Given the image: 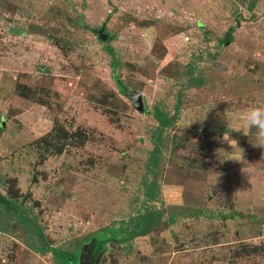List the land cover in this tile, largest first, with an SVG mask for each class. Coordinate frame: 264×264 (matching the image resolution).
Wrapping results in <instances>:
<instances>
[{"label":"rangeland","instance_id":"1","mask_svg":"<svg viewBox=\"0 0 264 264\" xmlns=\"http://www.w3.org/2000/svg\"><path fill=\"white\" fill-rule=\"evenodd\" d=\"M254 103L264 0H0V192L25 210H0V264H58L105 227L126 240L96 264H264V150L228 129Z\"/></svg>","mask_w":264,"mask_h":264},{"label":"trees","instance_id":"2","mask_svg":"<svg viewBox=\"0 0 264 264\" xmlns=\"http://www.w3.org/2000/svg\"><path fill=\"white\" fill-rule=\"evenodd\" d=\"M257 2V0H256ZM256 4V3H255ZM254 2L252 4H250L248 6V10H253L255 7ZM226 39L230 38V35L227 34ZM110 39V37L108 38V40ZM107 52L110 54V56H113V48L111 46L107 47ZM113 66H115V63H113ZM120 90L123 92V89L121 86H119ZM154 118L156 119L157 123H158V129L160 131H162L163 129L171 126V124L173 123V121L176 119L175 115L169 116L165 111L161 110L158 106H155L152 112ZM2 127L0 126V129ZM0 210H5L6 213H11V214H15V215H23L25 213V210H23L21 208V206H19V203L17 202L16 198L14 196H12L11 194H2L0 192ZM161 217H162V213L160 211H157L155 209H147L145 212L138 214L134 220H135V224L133 226V230H131V234H129L127 239L132 238L134 235H140V234H146L148 232H150L151 230H153L157 225L160 224L161 222ZM132 220H129V222H131L130 224H132ZM22 221L24 223V226L26 228H31L33 231H31L33 234H35L36 238L42 242H44V240L41 239L42 235L40 233V229L37 227L36 224L32 223L31 218H29L27 215H24L22 217ZM111 227H105L102 232L100 233V240L101 242V246L103 247L105 245L106 242H108L109 240L113 241V242H122L125 241L126 238L124 236H121L119 238L116 237L117 235V230H112ZM111 233V236L108 237L106 235L107 232ZM115 237L117 238V240L115 239ZM90 239V238H89ZM87 241V240H86ZM86 241H83L86 242ZM83 243L77 244L75 247L74 251H68V250H63L61 248H55L53 249V255L54 257L57 259V263L58 264H77V258H78V253L79 250L82 246ZM47 249L44 248V245L40 246L37 251L40 253H44Z\"/></svg>","mask_w":264,"mask_h":264},{"label":"clouds","instance_id":"3","mask_svg":"<svg viewBox=\"0 0 264 264\" xmlns=\"http://www.w3.org/2000/svg\"><path fill=\"white\" fill-rule=\"evenodd\" d=\"M230 131H239L247 129V136L251 137L254 142H252L253 147H258L264 150V104L254 103L245 108L238 117V124L228 128ZM224 136H228L225 133ZM236 146L237 142L231 140ZM241 153L242 150L240 149ZM242 158V155H241Z\"/></svg>","mask_w":264,"mask_h":264},{"label":"flooded vegetation","instance_id":"4","mask_svg":"<svg viewBox=\"0 0 264 264\" xmlns=\"http://www.w3.org/2000/svg\"><path fill=\"white\" fill-rule=\"evenodd\" d=\"M102 251V246L98 242L86 241L82 244L77 258V264H80V260L85 261L84 264H96L100 261V252Z\"/></svg>","mask_w":264,"mask_h":264},{"label":"water","instance_id":"5","mask_svg":"<svg viewBox=\"0 0 264 264\" xmlns=\"http://www.w3.org/2000/svg\"><path fill=\"white\" fill-rule=\"evenodd\" d=\"M97 34L103 40H105L107 38V36H108L106 33H103L102 29L98 30ZM138 107L141 108V105L139 104ZM1 126H3V122H2Z\"/></svg>","mask_w":264,"mask_h":264}]
</instances>
